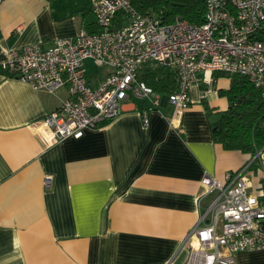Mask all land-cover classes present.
Returning a JSON list of instances; mask_svg holds the SVG:
<instances>
[{"label":"crops","instance_id":"obj_1","mask_svg":"<svg viewBox=\"0 0 264 264\" xmlns=\"http://www.w3.org/2000/svg\"><path fill=\"white\" fill-rule=\"evenodd\" d=\"M80 28H96L90 0H1L0 65L10 48L47 47ZM86 61L95 84L106 73H90L93 63ZM5 70L0 264H168L203 210L197 206L203 178L223 181L246 167L249 191L264 194V149L253 156L213 137L212 123L229 106L221 94L230 87L227 74L199 73L178 119L164 95L158 103L130 97L115 118L79 138L50 142L41 121L67 87L35 90ZM234 257L237 264H264V249Z\"/></svg>","mask_w":264,"mask_h":264},{"label":"built area","instance_id":"obj_2","mask_svg":"<svg viewBox=\"0 0 264 264\" xmlns=\"http://www.w3.org/2000/svg\"><path fill=\"white\" fill-rule=\"evenodd\" d=\"M204 3L203 22L194 24L162 23L139 13L130 0H90L96 31L80 28L47 47L10 48L0 69L35 90L54 93L67 87V96L41 121L50 142L79 138L84 129L115 118L130 97L158 103L163 95L139 78L148 65L175 72L176 89L164 95L174 119L189 107V88L201 72L244 75L264 96V0ZM117 15L121 21L115 26ZM88 59L107 69L95 84L88 80ZM245 168L228 172L223 181L203 178L205 189L197 197L203 210L181 244L180 264H237L235 253L264 249V194L249 191ZM50 182L45 175V187Z\"/></svg>","mask_w":264,"mask_h":264},{"label":"trees","instance_id":"obj_3","mask_svg":"<svg viewBox=\"0 0 264 264\" xmlns=\"http://www.w3.org/2000/svg\"><path fill=\"white\" fill-rule=\"evenodd\" d=\"M130 1L139 13L151 14L162 23L183 19L200 24L204 19V0ZM120 21V15H117L114 25H120ZM96 30L97 28L91 32ZM1 71L8 73L4 68ZM224 76L229 77L231 81L230 87L221 91V94L227 97L229 106L221 113L219 119L212 123L213 137L225 149H236L255 156L264 149V96L246 76ZM139 78L162 95L172 93L176 89L175 72L168 67L148 65L139 72Z\"/></svg>","mask_w":264,"mask_h":264},{"label":"rangeland","instance_id":"obj_4","mask_svg":"<svg viewBox=\"0 0 264 264\" xmlns=\"http://www.w3.org/2000/svg\"><path fill=\"white\" fill-rule=\"evenodd\" d=\"M86 64L87 65H89V64H91L90 63V60H87L86 61ZM97 69L98 70V72H99V74H103V73H106L107 72V69H106V67H94L93 65H90L89 67H88V71L90 72V73H92L93 71H95V70Z\"/></svg>","mask_w":264,"mask_h":264},{"label":"water","instance_id":"obj_5","mask_svg":"<svg viewBox=\"0 0 264 264\" xmlns=\"http://www.w3.org/2000/svg\"><path fill=\"white\" fill-rule=\"evenodd\" d=\"M185 255V250H182L179 255L176 257V259L174 260L173 264H180L183 257Z\"/></svg>","mask_w":264,"mask_h":264}]
</instances>
